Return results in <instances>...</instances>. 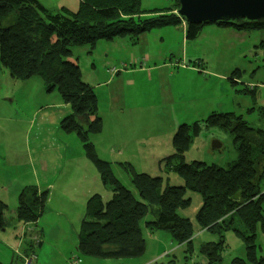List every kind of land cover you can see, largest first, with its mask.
I'll return each instance as SVG.
<instances>
[{
	"label": "rangeland",
	"instance_id": "374dc122",
	"mask_svg": "<svg viewBox=\"0 0 264 264\" xmlns=\"http://www.w3.org/2000/svg\"><path fill=\"white\" fill-rule=\"evenodd\" d=\"M40 2L57 12L61 7L77 12L81 6L80 0ZM171 3L142 0L141 6L150 10ZM184 40L180 27H163L138 39L125 35L100 40L94 49H73L72 59L84 81L95 89L103 122L102 132L90 134L88 142L99 159L110 163L117 180L136 195L128 174L131 168L161 177L163 187L183 184L165 159L175 153L173 138L182 124L202 125L192 137L185 163L201 161L222 167L238 156L233 136L219 127L205 128V119L233 113L254 129L264 130V29L243 31L210 24L203 25L196 40L187 44ZM72 113L58 91H48L40 77L13 79L1 65L0 195L8 205L9 226L0 230V255L7 254L0 264H27L30 258L31 264H69L71 260L80 264H206L203 246L217 238L197 231L192 254L186 244L160 229H145V251L137 257L99 258L77 251V233L89 199L100 195L107 202L111 190L87 157L83 139L62 129V121ZM213 141L220 142L221 148L212 149ZM27 187L47 191L43 216L45 220L51 215L47 222L17 220L19 195ZM192 195L191 207L180 214L189 216L197 227L195 215L202 199ZM257 245L259 255L264 256L260 229ZM222 256L221 264H235L236 258L245 256L244 244L235 233H226Z\"/></svg>",
	"mask_w": 264,
	"mask_h": 264
},
{
	"label": "trees",
	"instance_id": "16d2710c",
	"mask_svg": "<svg viewBox=\"0 0 264 264\" xmlns=\"http://www.w3.org/2000/svg\"><path fill=\"white\" fill-rule=\"evenodd\" d=\"M79 11L45 7L40 0H0V67L13 79L40 77L48 91L57 90L73 113L61 123L67 133H77L85 142L89 160L96 165L103 184L110 186V200L100 195L89 199L87 213L77 233V251L99 258H131L145 251V229L170 232L187 252H194L195 232L216 236L203 246L206 264H221L226 233H235L243 242L245 256L235 264H264L257 245V233L264 234V130L254 129L233 113L212 114L205 128L219 127L233 136L237 158L227 167L206 162L185 163L192 137L201 131L200 122L182 124L173 138L175 153L166 162L183 180L180 186L163 187L161 177L128 170L137 195L123 186L111 171L110 163L97 157L90 134L102 132V117L93 86L84 81L75 47L94 49L100 40L130 35L133 39L155 28L176 27L178 0L166 8L142 9V0H80ZM175 3V4H174ZM227 27L228 25H218ZM203 25L187 24V41L196 40ZM238 30L264 29V24L241 22ZM264 118V110L262 111ZM189 193L199 194L202 206L192 220L180 214L192 204ZM47 191L24 188L15 211L17 220L35 223L44 216ZM8 205L0 199V230L9 226ZM149 219H146V218ZM169 256V254H167ZM155 264H158L157 262Z\"/></svg>",
	"mask_w": 264,
	"mask_h": 264
},
{
	"label": "water",
	"instance_id": "95a60500",
	"mask_svg": "<svg viewBox=\"0 0 264 264\" xmlns=\"http://www.w3.org/2000/svg\"><path fill=\"white\" fill-rule=\"evenodd\" d=\"M177 15L187 24H264V0H178ZM213 141L212 149L221 148Z\"/></svg>",
	"mask_w": 264,
	"mask_h": 264
},
{
	"label": "crops",
	"instance_id": "0c3cea01",
	"mask_svg": "<svg viewBox=\"0 0 264 264\" xmlns=\"http://www.w3.org/2000/svg\"><path fill=\"white\" fill-rule=\"evenodd\" d=\"M172 2V1H171ZM173 3V2H172ZM170 4V5H168V6H163V7H161V8H166V7H171L173 4ZM155 9V8H154ZM176 27H180L182 30H184V32H185V40H184V44H187V42H189V41H187V39H186V30H187V23L186 22H182L179 26H176ZM142 72V71H141ZM68 106V105H67ZM45 192V191H44ZM193 193H189L188 194V196L192 199V203H193V198H192V195ZM0 199H2L3 200V202H4V197L3 196H1L0 195ZM202 199V198H201ZM5 203V202H4ZM192 205V204H191ZM201 206H202V204H201ZM201 206H200V208H201ZM191 207V206H190ZM200 208L197 210V212H196V214L198 213V211L200 210ZM187 210V209H186ZM186 210H183V211H186ZM183 211H181V212H183ZM51 215L50 214H48V215H46L45 216V220H44V217L42 218V220H44V221H46L47 222V218H49ZM196 216V215H195ZM185 217H188V218H190L189 216H185ZM7 218H8V216H7ZM9 219V218H8ZM191 219V218H190ZM39 221H41V220H39ZM38 221V222H39ZM48 225L50 224V223H47ZM8 254H9V256H11V251H9L8 250ZM7 254H5L4 256H2V255H0V258L1 257H5ZM8 256V257H9ZM3 260V262L5 261V258H3L2 259ZM30 260L31 261H33V258H30ZM69 264H73L72 263V260L69 262ZM76 264H80V260H78V262L76 263Z\"/></svg>",
	"mask_w": 264,
	"mask_h": 264
},
{
	"label": "built area",
	"instance_id": "2783aa9c",
	"mask_svg": "<svg viewBox=\"0 0 264 264\" xmlns=\"http://www.w3.org/2000/svg\"><path fill=\"white\" fill-rule=\"evenodd\" d=\"M31 262H32L31 260H28V261H27V264H31ZM76 263H77V262H73V264H76Z\"/></svg>",
	"mask_w": 264,
	"mask_h": 264
}]
</instances>
